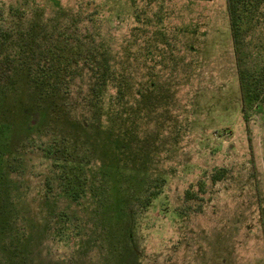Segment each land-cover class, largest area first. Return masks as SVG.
<instances>
[{
    "label": "rangeland",
    "instance_id": "374dc122",
    "mask_svg": "<svg viewBox=\"0 0 264 264\" xmlns=\"http://www.w3.org/2000/svg\"><path fill=\"white\" fill-rule=\"evenodd\" d=\"M245 1L0 0V264H264Z\"/></svg>",
    "mask_w": 264,
    "mask_h": 264
},
{
    "label": "trees",
    "instance_id": "16d2710c",
    "mask_svg": "<svg viewBox=\"0 0 264 264\" xmlns=\"http://www.w3.org/2000/svg\"><path fill=\"white\" fill-rule=\"evenodd\" d=\"M226 1H227V11L230 18L233 43L235 47V54L238 55L237 47H238L239 31L243 25V22L245 21L247 22V13H249L251 10L250 8H248L249 3H247L245 0H226ZM45 77L46 75L44 76V78ZM248 96L253 101L259 100L264 102V72L261 77L256 78L251 82ZM242 113H243L244 121H247L248 113H247V102L245 101V97H243Z\"/></svg>",
    "mask_w": 264,
    "mask_h": 264
}]
</instances>
